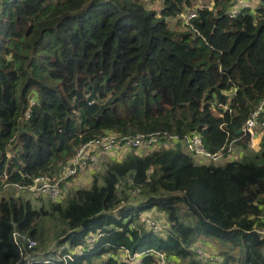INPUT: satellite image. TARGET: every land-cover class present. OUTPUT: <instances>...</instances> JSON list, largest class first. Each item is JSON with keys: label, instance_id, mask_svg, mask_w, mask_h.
<instances>
[{"label": "trees", "instance_id": "trees-1", "mask_svg": "<svg viewBox=\"0 0 264 264\" xmlns=\"http://www.w3.org/2000/svg\"><path fill=\"white\" fill-rule=\"evenodd\" d=\"M236 2L0 0V192L59 174L82 145L110 133L171 144L106 158L62 201L36 205L45 197L17 188L2 195L0 264H24L30 239L31 253L56 241L34 264H117L119 246L163 251L173 264H264V113L257 148L240 132L264 99V0L232 18ZM188 10L196 17L186 24ZM219 101L231 112L215 109ZM193 132L212 153L242 154L197 163L183 146ZM153 209L170 224L165 234L140 222ZM91 234H101L94 249L75 252ZM201 239L219 244L210 251L218 259L199 257Z\"/></svg>", "mask_w": 264, "mask_h": 264}, {"label": "built area", "instance_id": "built-area-1", "mask_svg": "<svg viewBox=\"0 0 264 264\" xmlns=\"http://www.w3.org/2000/svg\"><path fill=\"white\" fill-rule=\"evenodd\" d=\"M252 0H237L235 5L229 11L230 17H236L240 11L246 7H251ZM186 24L196 17L195 10H188L181 14ZM235 91V90H234ZM228 110L231 112L230 102H217L215 109ZM264 113V99L259 102L256 108L251 112L249 118L244 122L240 132L243 134H249L248 146L250 148H256L259 146V133L261 132L262 122L260 117ZM30 112L26 111L25 117L29 118ZM177 139L178 136H174ZM165 139V140H164ZM184 141L186 142L188 150L196 156L204 159H213L214 161L222 159L224 157L231 156V150L226 154L225 149H222L219 153L210 152L204 142L202 136L193 132L184 136ZM170 142L165 138H161L156 134H142L138 133L133 136L120 137L115 133H110L108 135L97 137L86 142L82 145L73 158H71L60 170V173L55 176H48L45 174H40L33 177L32 183L28 185L14 184L15 188L18 190H24L31 194H39L43 197L52 199L53 201H62L66 194L72 187L73 180L76 176L84 169H100L104 158L107 155L114 156L117 160L122 153L124 148L135 149L139 153L142 149H157L160 147H170ZM140 154V153H139ZM105 156V157H104ZM233 156V155H232ZM110 157V156H108ZM7 178L8 175L4 174ZM144 226L153 231L164 233L165 229L169 227L168 220L166 217L157 211L156 209L145 211L142 214ZM101 234H91L88 235L84 244L79 245L75 252H81L84 250H92L95 244L98 242ZM14 241L20 246V242L17 237V233H13ZM36 240L30 239L27 244V249L20 246L22 257L24 258V264H34L39 262V259L35 257L34 252H27L33 250L36 246ZM66 245H62L61 249H64ZM203 247L197 248V252L200 258L206 259H218V257L210 252H205ZM74 253V251L72 252ZM147 255H152L156 264H173L168 255L159 250H145L141 252L131 251L126 246H119L116 248L113 258L116 260L117 264H143V258ZM216 257V258H215ZM72 254H65L61 256V260L67 262L68 259H72Z\"/></svg>", "mask_w": 264, "mask_h": 264}, {"label": "rangeland", "instance_id": "rangeland-1", "mask_svg": "<svg viewBox=\"0 0 264 264\" xmlns=\"http://www.w3.org/2000/svg\"><path fill=\"white\" fill-rule=\"evenodd\" d=\"M143 2L146 4V5H148V6H150V7H152V8H155V9H159V7L161 6V0H143ZM205 2H207V0H196V3L194 4V5H197V6H201V5H205ZM210 2H212V1H210ZM211 5H213V3H211ZM30 104H31V106L27 109V111L29 110V112L31 113V107H32V105L34 104V101H36V95H32V98H30ZM261 132H262V128H261ZM185 142V141H184ZM183 146H184V150L186 151V152H188L189 154H191L192 155V157L194 158V160L197 162V163H209V161L210 160H212V159H204V158H201V157H199V156H196V155H194L193 153H191L189 150H188V148H187V145H186V142L183 144ZM233 151H235V150H233ZM233 157H235V155L233 154V156L231 155V157H229V158H233ZM108 158V157H107ZM225 158V157H224ZM224 158H222V159H219V160H216L215 161V163L216 164H224L225 162H227V161H229L230 159H224ZM97 170H99V169H97ZM74 184V183H73ZM90 185V184H89ZM12 188H14L13 186H7V187H5L1 192H0V197L2 196V195H8V193H11V192H13L14 190H17L16 188H14V189H12ZM74 189H75V187H74ZM19 192H21V193H19L20 195H22V196H24V197H30V195H31V193H29V192H26V191H24V190H21V191H19ZM32 195H34V196H36V194H32ZM47 197H45L44 198V200L43 199H41V201L39 202V204H36V205H40L43 201L45 202V201H47V199H46ZM143 213V212H142ZM141 213V214H142ZM140 222L141 223H143L144 224V222H143V217H142V215H140ZM163 234H165V232L163 233ZM202 240V242H201V244H203L204 246L206 245V243L208 242V241H205L204 239H201ZM55 244H56V241L55 240H52V241H50V242H48L47 244H46V246H43V245H40L39 246V248H37L36 250H35V252H34V255L36 256V258H39V256L40 255H42L46 250H48V249H53L54 248V246H55ZM210 244H211V246L210 247H208V246H205V249H206V251L205 252H210V251H214V253L215 252H217L218 250H219V244L218 243H215V244H212L211 242H210ZM203 246V247H204ZM209 249V250H208ZM48 251H50V250H48ZM38 254V255H37ZM106 255V254H105ZM106 257V256H105ZM220 258V257H219ZM221 259V258H220ZM175 264V263H174Z\"/></svg>", "mask_w": 264, "mask_h": 264}, {"label": "crops", "instance_id": "crops-1", "mask_svg": "<svg viewBox=\"0 0 264 264\" xmlns=\"http://www.w3.org/2000/svg\"><path fill=\"white\" fill-rule=\"evenodd\" d=\"M251 5H252V6H251L250 8H251V10L253 11L256 7H258V6L260 5V0H252V4H251ZM262 133H263V131L259 133V141L261 140ZM256 148H257V147H256ZM131 150H132V149L124 148V149L122 150L121 155L119 156V159H122V158H123V157H124L129 151H131ZM147 151H148V149H142V150L139 151V153H140V154H144V153H146ZM240 154H242V151L239 150L238 148H236L235 151H234V155H235V157H233V158H229V157H231V156H228V157H225L224 159H230V160H232V159L237 158L238 155H240ZM108 156H110V157H112V158H115L114 156L107 155L106 157L104 156V157H105L104 160H105ZM115 159H116V158H115ZM117 159H118V158H117ZM94 171H96V170L91 169V168L84 169L83 171H81V172L76 176V178L73 180V183H74V184L72 183V189H74V187H75V189H77V188H79V187H87V186L91 183V181H92ZM37 255H38V254H37Z\"/></svg>", "mask_w": 264, "mask_h": 264}, {"label": "clouds", "instance_id": "clouds-1", "mask_svg": "<svg viewBox=\"0 0 264 264\" xmlns=\"http://www.w3.org/2000/svg\"><path fill=\"white\" fill-rule=\"evenodd\" d=\"M36 257V256H35Z\"/></svg>", "mask_w": 264, "mask_h": 264}]
</instances>
